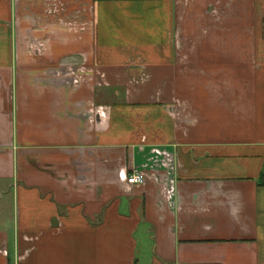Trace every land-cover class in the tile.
Masks as SVG:
<instances>
[{
    "label": "crops",
    "instance_id": "0c3cea01",
    "mask_svg": "<svg viewBox=\"0 0 264 264\" xmlns=\"http://www.w3.org/2000/svg\"><path fill=\"white\" fill-rule=\"evenodd\" d=\"M0 264H264V0H0Z\"/></svg>",
    "mask_w": 264,
    "mask_h": 264
},
{
    "label": "built area",
    "instance_id": "2783aa9c",
    "mask_svg": "<svg viewBox=\"0 0 264 264\" xmlns=\"http://www.w3.org/2000/svg\"><path fill=\"white\" fill-rule=\"evenodd\" d=\"M145 182V175L143 172L136 171L129 175L127 178V183L130 185H142Z\"/></svg>",
    "mask_w": 264,
    "mask_h": 264
}]
</instances>
